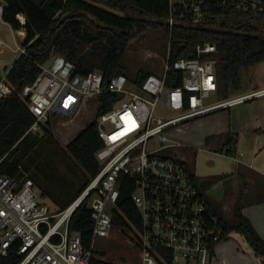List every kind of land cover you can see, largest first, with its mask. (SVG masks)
<instances>
[{
	"label": "built area",
	"instance_id": "1",
	"mask_svg": "<svg viewBox=\"0 0 264 264\" xmlns=\"http://www.w3.org/2000/svg\"><path fill=\"white\" fill-rule=\"evenodd\" d=\"M263 7L264 0H167L168 46L162 72L147 74L132 89L124 74L113 76L103 86L101 71L80 74L59 54L40 64L34 82L21 92L30 98L27 107L34 116L27 132H38L53 115L72 121L89 101L99 106L98 96L104 92L116 94L117 100L96 118L103 142L97 152L103 157L100 170L64 209L52 210L40 201L30 178L20 181L0 173V254L15 248L20 257L17 264H90L94 240L107 236L112 227L110 209L119 196V177L130 176L135 182L131 198L140 222L134 238L140 252L136 264H159L166 257L171 264H210L224 226L185 162L162 153L179 145L168 138L167 130L263 96L264 87L205 104L204 99L218 87L216 45L205 42L196 47L194 57L169 63L171 30L180 23L203 27L210 18L257 13ZM2 11L0 4V30L7 24ZM4 49L12 50L0 40V51ZM12 51L26 54L21 43ZM169 72L181 73V82L166 86ZM5 74L0 75V98L11 93ZM158 101L180 113L155 116ZM85 199L93 220L89 247L68 227L72 213Z\"/></svg>",
	"mask_w": 264,
	"mask_h": 264
},
{
	"label": "trees",
	"instance_id": "2",
	"mask_svg": "<svg viewBox=\"0 0 264 264\" xmlns=\"http://www.w3.org/2000/svg\"><path fill=\"white\" fill-rule=\"evenodd\" d=\"M0 4L3 21L24 32L20 43L26 50L6 69L5 79L11 93L0 98V173L20 181L30 178L38 196L48 198L54 210H62L100 170L96 154L103 148V142L97 134L96 118L113 106L117 95L100 94L93 119L62 147L53 135L51 121L62 116L53 115L38 132H27L34 116L27 107L30 98L22 95V89L34 82L39 65L54 54L73 63L80 74L101 71L103 86L117 74H124L128 85L137 86L153 72L138 68L131 73L126 49L148 28L161 29L168 36L167 0H0ZM205 42L216 45L217 92L223 98L228 97L230 89L240 86V68L264 61V7L257 13L210 18L203 27L174 25L169 63L180 57H194L196 47ZM180 82L181 73L167 74L166 86ZM227 139L231 137L227 135ZM226 153L233 155L234 148H227ZM214 179L200 182V191L204 193ZM134 189L133 178L120 176L119 196L110 209L112 225L125 228L133 238L140 226L139 212L131 198ZM216 214L224 226L222 240L232 232L241 234L264 264V238L240 208L234 210L231 222ZM68 227L80 235L86 247L90 246L93 220L87 199L72 213ZM92 253L90 264H115L98 259L94 249ZM19 260L15 248H10L6 255L0 254V264H17ZM159 264L171 262L166 257Z\"/></svg>",
	"mask_w": 264,
	"mask_h": 264
},
{
	"label": "rangeland",
	"instance_id": "3",
	"mask_svg": "<svg viewBox=\"0 0 264 264\" xmlns=\"http://www.w3.org/2000/svg\"><path fill=\"white\" fill-rule=\"evenodd\" d=\"M23 36L24 34L20 30L11 28L9 24L1 25L0 40L12 50L17 44H20ZM167 46V39L161 29L148 28L142 36L132 41L126 49V61L129 65L130 72L134 73L138 68H143L153 73H161ZM12 50L4 49L0 51L1 74L19 55L18 52ZM47 63L48 60L44 64ZM239 76V88L236 90L230 89L229 95H233L234 92L241 90V86L244 89L246 85L248 86L249 84H256L263 81L264 61L249 67H241ZM132 88H134L133 85L130 86V89ZM221 98L222 96L219 93H211L204 99V103L209 104ZM96 107V103L89 101L87 106L81 110L71 123L65 117H60V120H56L55 122V119L51 120L53 135L62 147L85 124L93 119ZM153 112L155 116L161 118L173 117L180 113L179 110L164 107L160 101L156 103ZM257 120L264 125V95L240 102L228 109H219L207 115L190 119L169 128L166 134L168 138L179 142L182 146L178 148L174 147L172 150L165 149L162 153L172 155L175 151L177 157L184 160L188 169L196 173L199 177H206L221 172L230 173L231 170L240 175L238 170H242L244 174L245 172L263 174L262 177L264 178V133L257 130ZM216 129L236 132L238 138L237 152H243L244 155L242 158L244 161L250 162L252 160V167H242L243 165H241L240 168H237L236 165L234 166L235 162L230 158L219 156L218 153L206 149L209 144L205 142V134L218 131ZM221 133H223V136L226 134V132ZM96 157L100 163L103 162V157H100L98 154H96ZM233 176L232 174L231 178H227L226 182H217L208 190V194L213 200L208 198L206 191H203L205 198L209 201L213 209L223 219L229 222L233 221L234 210L240 208L242 203L254 201V198L260 199L264 197L263 178L257 180L259 184L256 187L257 189L251 188L249 193H242L246 186H235ZM246 188L248 189V187ZM237 190L240 191L238 195H236ZM38 199L47 204L50 209H55L48 198L40 197L39 195ZM261 201L257 202L258 205L251 207V210H255L254 215L259 221L264 215V209L260 207L264 205V200ZM133 236L125 228L112 225L107 236L97 237L94 240V255L100 260L115 264H136L140 259V252ZM223 242L232 244L233 255L229 257L231 262L240 260L246 264L247 259L242 254L249 255L251 250L245 239L239 233H230L228 238ZM229 249L231 250V247ZM236 250L239 251L241 259L235 254L237 252Z\"/></svg>",
	"mask_w": 264,
	"mask_h": 264
},
{
	"label": "crops",
	"instance_id": "4",
	"mask_svg": "<svg viewBox=\"0 0 264 264\" xmlns=\"http://www.w3.org/2000/svg\"><path fill=\"white\" fill-rule=\"evenodd\" d=\"M20 31L22 32V34H24V32L22 30H20ZM5 72H6V69H5V71L3 73H5ZM2 74L0 73V75H2ZM263 87H264V80L260 81V82H258L256 84L253 83V84H249L248 86L246 85L244 89L241 86V90H239L240 92L239 91L238 92H234L233 95H229L228 97H225V98L222 97L221 99H218V100L235 97V96H238L240 94H244L246 92H249L251 90H254V89H257V88H263ZM213 93H218V92L216 91V92H213ZM237 104H239V103L233 104V105L225 107V108L228 109V108H230V107H232L234 105H237ZM220 109H224V108H220ZM217 110H219V109H217ZM212 112H214V111H212ZM212 112H210V113H212ZM256 123L258 125L257 130L262 132V133H264V125H262L259 120H257ZM216 130H218V131H215L214 133L213 132L212 133L209 132V133L205 134V142L209 144L206 149L208 151H211V152H214V153H218L219 156H224V157L230 158L233 162H235L234 166L236 165L237 168L238 167L240 168L241 165H243L242 167H244V166L245 167H252V163H253L252 160L250 162L244 161L243 158H242L243 155H244L243 152L242 151L237 152V141H238V138L236 136L237 135L236 132H230V130L222 131V129H216ZM221 132H226L225 136H223V133H221ZM227 135L231 137L230 140L227 139ZM174 142H176V141H174ZM177 143L179 145H176L175 146L176 148L182 146L179 142H177ZM219 147H222L221 151L218 150ZM230 147L234 148V154L236 156L234 154L233 155H228L226 153L227 148H230ZM237 153H239V154L237 155ZM240 153H242V154L240 155ZM172 154L177 156L175 151ZM190 172L194 175L195 180L197 181L198 184L200 182H204L205 180H207L209 178H216V179H214L215 182L211 186H209L207 189L203 190V191L207 192V196H208V198H210V200H213V199L208 194V190L211 189V187L214 186L219 181L226 182L227 178H231L232 177V174L234 175L233 177H234L235 186L244 185V186L248 187V189L245 187V190L242 193H249L251 188H256L259 185L257 180L259 178L260 179L263 178L262 177L263 174H259V173L255 174V173H250V172H245V174H244V172L242 170L241 171L238 170L240 175L234 173V171L231 170L230 173H222L221 172L219 174L209 175V176H206V177H199L196 173H194L192 171H190ZM229 175H231V176H229ZM239 192L240 191L237 190L236 195H238ZM253 200L254 201H247V202L242 203L240 205V211L242 212L243 215H245L250 220V222L252 223V225H253L254 229L256 230V232L262 238H264V215L262 216V219L259 221L257 219V217L254 215L255 210L254 211L251 210V207H254V205H258L257 202L261 201V200H264V197L260 198V199L254 198ZM261 202H259V203H261ZM260 207H262L264 209V205H262ZM227 238H225V239H227ZM225 239L219 241L215 245L214 253H213L214 255H213V258L211 259L210 264H245V263H242L240 260H237V262H231L230 261L229 257H232L231 255H233V253H232V244L230 245L229 242H223ZM229 247H231V250L229 249ZM215 248H216V250H215ZM249 248L251 250V253L249 255L242 254L245 257V259H247L246 260V264H263V259L261 257L255 255V253L253 252V250L251 249L250 246H249ZM236 251L237 252H235V254L241 259L240 255H239V251L238 250H236Z\"/></svg>",
	"mask_w": 264,
	"mask_h": 264
}]
</instances>
